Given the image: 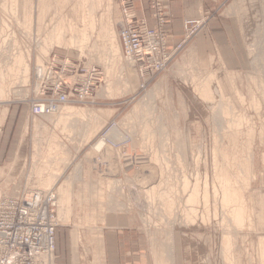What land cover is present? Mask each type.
I'll list each match as a JSON object with an SVG mask.
<instances>
[{"label":"rangeland","instance_id":"rangeland-1","mask_svg":"<svg viewBox=\"0 0 264 264\" xmlns=\"http://www.w3.org/2000/svg\"><path fill=\"white\" fill-rule=\"evenodd\" d=\"M92 1L0 0V106L30 112L35 68L53 56L93 83L87 100L57 110L82 109L64 118L69 129L30 113L23 135L32 173L42 167L30 187L55 193L57 259L96 246L115 215L157 264H264V0H94L91 13ZM127 13L154 30L159 57L169 53L163 69L145 71L123 51ZM56 26L63 35L50 44Z\"/></svg>","mask_w":264,"mask_h":264},{"label":"built area","instance_id":"built-area-1","mask_svg":"<svg viewBox=\"0 0 264 264\" xmlns=\"http://www.w3.org/2000/svg\"><path fill=\"white\" fill-rule=\"evenodd\" d=\"M119 36L123 51L145 71H159L167 64L169 53L157 55L154 30L132 13L125 14ZM34 73L38 96L30 105L33 116L51 114L69 102H84L93 89L91 77L87 79L78 66L56 56ZM54 195L51 189L0 195V264H57Z\"/></svg>","mask_w":264,"mask_h":264},{"label":"crops","instance_id":"crops-1","mask_svg":"<svg viewBox=\"0 0 264 264\" xmlns=\"http://www.w3.org/2000/svg\"><path fill=\"white\" fill-rule=\"evenodd\" d=\"M146 17L151 23V18L148 15ZM180 31L179 27L178 32ZM33 118L25 106H20L15 102L0 106V194H15L22 190L40 189L30 187L31 183L38 181L40 176L31 171L32 159L27 137L23 142V135L26 136L32 128ZM43 176L46 174L44 173ZM99 227L96 246L91 249L88 246L86 250L82 249L77 254L71 250L59 251L57 263L157 264L156 258L151 257L152 252H148L146 245L143 244L141 236L137 238L134 234L131 223L128 225L122 223L114 215L113 221L103 222Z\"/></svg>","mask_w":264,"mask_h":264},{"label":"bare ground","instance_id":"bare-ground-1","mask_svg":"<svg viewBox=\"0 0 264 264\" xmlns=\"http://www.w3.org/2000/svg\"><path fill=\"white\" fill-rule=\"evenodd\" d=\"M82 2H84V0H81ZM94 1V0H93ZM92 1V3L89 5V8H90V12L91 13H93V11L97 8V3H94ZM97 2V1H96ZM4 3H5V1H4ZM13 3V2H12ZM5 5V4H4ZM12 7V6H11ZM92 24V23H91ZM5 27H6V24H5ZM59 27L60 26H56L55 28H54V30H53V33H52V35H51V37H50V39L48 40V42L51 44L53 41H55V40H57V38L55 39V37L56 36H59V38H61V36L63 35L62 34V29H59ZM69 31L71 32L72 31V26H69ZM1 29V28H0ZM84 30V29H83ZM82 31V30H81ZM73 32V31H72ZM80 33V32H79ZM84 33V32H83ZM76 34V33H75ZM78 34V33H77ZM79 35V34H78ZM72 36H74L73 34H72ZM81 36H82V33H81ZM81 36H80V38H81ZM85 36V37H84ZM79 37V36H78ZM77 36H75V38H77V39H79ZM83 37L85 38L84 40H86V34L84 35L83 34ZM58 38V39H59ZM62 40H63V38H62ZM60 41V40H59ZM83 41V40H82ZM47 42V43H48ZM58 42V41H57ZM80 42H81V40H80ZM46 43V42H45ZM73 43V42H72ZM72 43H71V45H72ZM74 43H75V40H74ZM73 43V44H74ZM76 44V43H75ZM77 44H81V43H79V41H78V43ZM43 46H45V45H43ZM77 47V46H76ZM77 48H79V47H77ZM77 50H79V49H77ZM80 50H81V48H80ZM27 55H28V53H27ZM24 54L23 53H19L18 55H17V57L15 58V63L17 64V66H14V67H17V68H14V71H15V69L17 70L18 69V67H20V65L21 64H23V60H24ZM40 60V59H39ZM15 64V65H16ZM19 65V66H18ZM22 67V66H21ZM24 68H22L23 69V72H27L28 70H27V65H25L24 64V66H23ZM13 70V69H12ZM11 70V71H12ZM10 71V70H9ZM13 71V72H14ZM13 72H11L10 74H14ZM17 72V71H16ZM1 73V72H0ZM20 73V72H19ZM24 73V74H25ZM2 74H4L5 75V73H2ZM10 74H7V76L9 75L10 76ZM6 75H5V77H7ZM27 76V75H26ZM207 76V75H206ZM3 76L1 75L0 76V82H3V81H5V80H3V78H2ZM4 77V78H5ZM14 77V76H13ZM18 77V76H17ZM208 77V76H207ZM212 78V77H211ZM6 79H8V77L6 78ZM208 79V78H207ZM218 80V79H217ZM210 81H212V80H210ZM208 82V81H207ZM217 82V81H216ZM202 83H203V81H202ZM207 84V83H206ZM202 85V84H201ZM261 85V84H260ZM216 86H218V85H216ZM202 87V86H201ZM203 87H204V85H203ZM208 87V86H207ZM261 87V86H260ZM258 88V87H257ZM214 89V88H213ZM207 90V89H206ZM261 90V89H260ZM200 91V90H199ZM206 92V91H205ZM208 92V91H207ZM235 92H236V90H235ZM200 93V92H199ZM215 93H218L217 91L215 92ZM215 93H214V95H215ZM239 93V92H238ZM262 93H264V92H262ZM3 94H4V87L0 84V97H2L3 96ZM205 95V94H204ZM208 95V94H207ZM217 96H219L218 94H216ZM221 95V94H220ZM240 95V94H239ZM264 95V94H263ZM240 97V96H239ZM205 98V97H204ZM212 98H213V96H212ZM222 98V97H221ZM242 98V97H241ZM206 99V98H205ZM208 99V98H207ZM214 99V98H213ZM215 99H217V98H215ZM219 99H220V97H219ZM240 100H242V99H240ZM208 101V100H207ZM211 101V100H210ZM221 102V101H220ZM252 103V102H251ZM226 104V103H225ZM253 104V103H252ZM256 104H257V101H256ZM260 105V104H259ZM224 105L222 104H220V109H221V107H223ZM66 107V108H65ZM212 107V106H211ZM225 107V106H224ZM227 108V107H226ZM256 108V107H255ZM228 111V110H227ZM82 113H83V111H82V109L80 110V108H79V110L78 109H73V108H71V107H67V106H64V107H62L59 111H56L54 114L52 113L51 115H56V126H58V125H62V123H63V125H62V128H63V131L64 130H66V128L68 127L67 125H66V123H64V121H67V120H65L64 118L65 117H71V116H75V117H72V118H75L74 119V121H76V119L78 118V117H80L81 115H82ZM219 113V115H221L220 113H221V110L218 112ZM234 113V112H233ZM227 114H228V112H227ZM232 114V113H231ZM225 115V114H224ZM223 115V116H224ZM49 116H50V114H49ZM232 116V115H231ZM221 117H222V115H221ZM234 117H236V115L234 116ZM81 119V118H80ZM82 120V119H81ZM227 121V120H226ZM239 121V120H238ZM231 122V121H230ZM74 125V124H73ZM225 125V124H224ZM233 125V124H232ZM75 126V125H74ZM74 126H72V127H74ZM77 126V125H76ZM229 127V126H228ZM68 129H69V127H68ZM56 140H54L53 142H52V144H50L51 146H53V143L55 142ZM56 143H58V142H56ZM59 144V143H58ZM58 144H57V146L55 145V143H54V145L56 146H54V149H58ZM100 146L102 147V142L100 141L99 143H98V145H97V147L96 148H100ZM62 147V146H61ZM53 148V147H52ZM60 149V148H59ZM58 149V150H59ZM50 150V149H49ZM67 150V149H66ZM64 151V150H63ZM47 152V151H46ZM48 155V154H47ZM67 156V155H66ZM252 157V156H251ZM250 157V158H251ZM253 158V157H252ZM63 159H65V158H63ZM38 161V160H37ZM44 161V160H43ZM47 161V160H46ZM248 160H246V162H247ZM216 162V161H215ZM214 162V165L216 166V163ZM253 162V161H252ZM44 163V162H43ZM248 164H251V161L250 162H247ZM47 164V163H46ZM247 164V165H248ZM169 165V164H168ZM252 165H253V163H252ZM44 166V165H43ZM46 166V165H45ZM48 166V165H47ZM250 166V165H249ZM218 167V166H217ZM42 168V167H41ZM41 168H37V166L35 167V173L38 171V172H40V170H41ZM219 168V167H218ZM217 168V169H218ZM246 169H247V166H246ZM253 169V168H252ZM248 170H250V169H247V171ZM214 171H215V168H214ZM218 171H219V169H218ZM218 171H215V172H218ZM37 172V173H38ZM220 172H222V170H220ZM245 173H247V172H245ZM251 173V172H250ZM249 173V174H250ZM217 174V173H216ZM218 174H221V173H218ZM217 174V175H218ZM222 174L224 175V176H222L223 177V179H224V177H225V175H226V170H225V173L224 172H222ZM228 175V174H227ZM226 175V176H227ZM216 176V175H215ZM214 176V177H215ZM229 176V175H228ZM246 176V175H245ZM231 177V176H230ZM247 177H249V176H247ZM250 177H252V176H250ZM250 177H249V179H250ZM217 178H218V176H217ZM221 178V177H220ZM220 178H218L219 180V182L220 181H222V180H220ZM229 178V177H228ZM50 179H51V177H48V178H46V180L44 181V182H42V184L43 185H48L49 184V182H50ZM227 179V178H226ZM232 179L233 180H235V178H233L232 177ZM248 179V178H247ZM215 181H216V179H214ZM225 180V179H224ZM245 180V179H244ZM251 181V180H250ZM217 182V181H216ZM225 182V181H224ZM218 183V182H217ZM228 183V182H227ZM234 183V182H233ZM219 185H218V187H220V184H221V182L220 183H218ZM222 184H224L225 185V183H222ZM231 184V183H230ZM229 184V185H230ZM236 184V183H235ZM246 184V183H245ZM224 185L222 186V187H224ZM248 185V184H247ZM246 185V186H247ZM233 186V185H232ZM236 186V185H235ZM217 187V186H216ZM194 188H195V186H194ZM232 188V187H231ZM247 188H248V186H247ZM222 189V188H221ZM225 189V188H224ZM230 189V187L228 188V190ZM195 191V190H194ZM223 191V189L222 190H220V193ZM233 192V191H232ZM194 193V192H193ZM214 193H216V192H214ZM225 193V192H224ZM230 193V192H229ZM237 193V192H236ZM206 194V193H205ZM191 195V194H190ZM197 195V194H196ZM216 195V194H215ZM220 196H221V194H219ZM231 195H233V194H231ZM235 195H238V194H235ZM226 196H227V194H226ZM240 195H238V197H239ZM196 197V196H195ZM223 197V196H222ZM241 197V196H240ZM239 197V198H240ZM168 198V197H167ZM228 198V197H227ZM169 199H171V198H169ZM192 199H194V197L192 198ZM196 199V198H195ZM222 199H224V198H222ZM242 199V198H241ZM168 200V199H167ZM166 200V201H167ZM173 200V199H172ZM189 200V198L187 199V201ZM244 200V199H243ZM230 201V200H229ZM206 202H207V200H206ZM227 202V201H226ZM172 203V202H171ZM170 203V204H171ZM188 203V202H187ZM193 203V202H192ZM194 203H196V202H194ZM221 203V202H220ZM230 203V202H229ZM198 204V203H197ZM203 204H205V203H203ZM237 205H238V202L236 203ZM225 205V204H224ZM231 205V204H230ZM240 205V204H239ZM232 206H233V204H232ZM227 208H229V205L228 206H226ZM242 207V206H241ZM224 209V208H223ZM228 210V209H227ZM230 210H232V209H230ZM235 210V209H234ZM243 210V209H242ZM231 212V211H230ZM238 212V211H237ZM237 212H236V215H237ZM233 213L235 214V212L233 211ZM232 214V213H231ZM235 216H233V218H234ZM239 217L240 216H238L237 218H238V220L239 221H237V222H239L240 223V221L243 219V218H241V220L239 219ZM243 217V216H242ZM231 218V217H230ZM232 218V219H233ZM243 221V220H242ZM235 224H236V222H235ZM238 225V224H237ZM236 225V227H239V226H237ZM227 238V237H226ZM74 239H76L75 237H74ZM262 260L264 259V250H262Z\"/></svg>","mask_w":264,"mask_h":264}]
</instances>
